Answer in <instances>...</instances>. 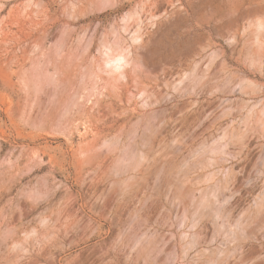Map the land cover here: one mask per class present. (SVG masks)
Instances as JSON below:
<instances>
[{"label": "rangeland", "instance_id": "374dc122", "mask_svg": "<svg viewBox=\"0 0 264 264\" xmlns=\"http://www.w3.org/2000/svg\"><path fill=\"white\" fill-rule=\"evenodd\" d=\"M0 264H264V0H0Z\"/></svg>", "mask_w": 264, "mask_h": 264}]
</instances>
